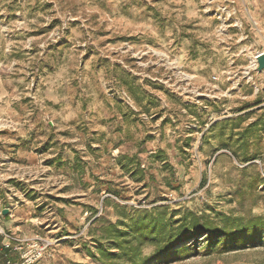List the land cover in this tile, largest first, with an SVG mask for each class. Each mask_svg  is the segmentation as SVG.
Listing matches in <instances>:
<instances>
[{
    "label": "rangeland",
    "instance_id": "374dc122",
    "mask_svg": "<svg viewBox=\"0 0 264 264\" xmlns=\"http://www.w3.org/2000/svg\"><path fill=\"white\" fill-rule=\"evenodd\" d=\"M259 53L264 0H0L7 259L264 264ZM157 217L193 235L113 255Z\"/></svg>",
    "mask_w": 264,
    "mask_h": 264
},
{
    "label": "trees",
    "instance_id": "16d2710c",
    "mask_svg": "<svg viewBox=\"0 0 264 264\" xmlns=\"http://www.w3.org/2000/svg\"><path fill=\"white\" fill-rule=\"evenodd\" d=\"M259 184H264V179H261ZM134 224L138 226L137 230L129 233L126 232L127 230L125 228H119L116 224L111 225L114 233L111 234V237L116 240L115 246L119 250L117 254H113L114 256L124 254L129 258H133L137 254V257L138 255L140 257L141 246L144 242L148 241L155 245V251L150 256L142 258L141 262L146 259L158 261L159 259L168 258L170 252L177 250V242L181 240L182 237L193 235H187V231L184 227L185 222H178L176 225H169L167 222H163L161 217L153 219L150 224H139L137 222ZM220 232H222V230L219 232L209 230L211 237L213 239L217 238V240L226 236H223L224 234L222 235ZM132 233L134 234L130 236ZM10 250L11 249L9 247L0 245V264L2 263L1 260L6 261L9 259ZM107 252L112 255L109 250Z\"/></svg>",
    "mask_w": 264,
    "mask_h": 264
},
{
    "label": "built area",
    "instance_id": "2783aa9c",
    "mask_svg": "<svg viewBox=\"0 0 264 264\" xmlns=\"http://www.w3.org/2000/svg\"><path fill=\"white\" fill-rule=\"evenodd\" d=\"M255 65V64H254ZM3 217L2 214V206H0V223H1V218ZM2 230L1 224H0V231ZM37 248H34L32 252H29L25 255H23V259L20 263L18 264H34L42 255V251L44 249V246H36ZM8 264H15L7 260Z\"/></svg>",
    "mask_w": 264,
    "mask_h": 264
},
{
    "label": "water",
    "instance_id": "95a60500",
    "mask_svg": "<svg viewBox=\"0 0 264 264\" xmlns=\"http://www.w3.org/2000/svg\"><path fill=\"white\" fill-rule=\"evenodd\" d=\"M256 62H257V66H256V70L257 71H262L264 72V53H259L256 55ZM3 214L7 213V209H3L2 210Z\"/></svg>",
    "mask_w": 264,
    "mask_h": 264
},
{
    "label": "crops",
    "instance_id": "0c3cea01",
    "mask_svg": "<svg viewBox=\"0 0 264 264\" xmlns=\"http://www.w3.org/2000/svg\"><path fill=\"white\" fill-rule=\"evenodd\" d=\"M5 246V245H4Z\"/></svg>",
    "mask_w": 264,
    "mask_h": 264
}]
</instances>
